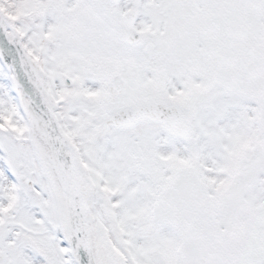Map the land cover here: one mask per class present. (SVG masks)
Here are the masks:
<instances>
[{"label": "snow or ice", "instance_id": "snow-or-ice-1", "mask_svg": "<svg viewBox=\"0 0 264 264\" xmlns=\"http://www.w3.org/2000/svg\"><path fill=\"white\" fill-rule=\"evenodd\" d=\"M0 264H264V0H0Z\"/></svg>", "mask_w": 264, "mask_h": 264}]
</instances>
